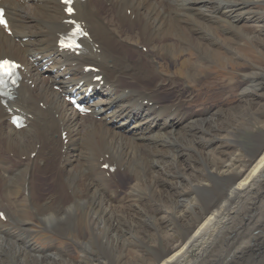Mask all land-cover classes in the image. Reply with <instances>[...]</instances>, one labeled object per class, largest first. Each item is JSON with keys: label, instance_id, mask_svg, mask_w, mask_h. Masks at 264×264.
Wrapping results in <instances>:
<instances>
[{"label": "bare ground", "instance_id": "6f19581e", "mask_svg": "<svg viewBox=\"0 0 264 264\" xmlns=\"http://www.w3.org/2000/svg\"><path fill=\"white\" fill-rule=\"evenodd\" d=\"M242 1L245 8L258 2ZM2 3L12 35L0 28V59L23 63L25 79L34 87L23 83L7 108L0 104V213L5 217L0 219V264H87L88 255L96 264H117L129 250L139 253L138 264H198L211 253L209 246L229 245L244 231H251L250 246L240 256L231 252L228 264L264 261V221L255 226V211L264 206V130L251 136L249 152L239 150L245 155L242 163L235 152L222 150L226 141L245 146L238 139L263 106L259 92H249L253 87L247 85L240 105L210 111V117L186 108L181 112L186 98L179 94L174 102L165 101L169 89L156 61L160 52L172 56L178 40L199 47L198 65L221 54L224 47L216 43L221 40L214 31L223 19L248 31L258 29L247 37L264 49L263 21L257 20L264 11L244 9L233 0H85L75 4V18L87 27L90 39L84 54L75 57L57 47L59 35L68 31L59 0ZM191 31L209 43H194L187 34ZM129 36L135 43H128ZM43 59H50V73L40 72ZM90 63L101 71L104 84L99 91L95 85L93 111L82 117L62 95L80 81L85 87L92 84L93 74L84 71ZM258 72L244 74L252 86L258 75L264 76ZM17 111L27 119L24 130L9 123V114ZM215 149L222 151L220 161ZM104 164L116 171L101 170ZM49 170L56 174V186L43 194L34 177ZM18 181L26 208L55 237L66 238L78 229L79 210L90 212L87 241H76L80 259L67 255L71 246L44 249L33 241L31 221L15 214L9 196ZM145 191L154 205L144 198ZM94 239L99 255L93 254ZM142 248L153 249L146 262Z\"/></svg>", "mask_w": 264, "mask_h": 264}, {"label": "rangeland", "instance_id": "374dc122", "mask_svg": "<svg viewBox=\"0 0 264 264\" xmlns=\"http://www.w3.org/2000/svg\"><path fill=\"white\" fill-rule=\"evenodd\" d=\"M233 1L236 4L238 3L239 6H241L244 9L258 10L257 12L264 11V0H257L258 2L256 4H253L252 7L248 6L247 8L243 6L242 0H233ZM215 6L218 8H222V6L219 5H215ZM243 11L238 10L236 13L238 14L239 12H243ZM257 20L263 21V23L259 24V26L263 27L264 29V16L262 15V17L258 18ZM221 22L222 25L219 28V30L216 29L214 31V36L217 37V39L221 40V43H219L218 41H216V43L224 47V51L221 54H217L216 56H210L209 58L211 59L208 62H203L202 64L198 65L197 59L199 56V47L195 45L182 46L179 43L180 42L179 40L177 41L178 50L177 49L174 50L172 56L165 58V54H163V52H160L159 53L160 58L157 57L156 61L159 63L161 69L160 72L164 76L163 77L164 84L168 86L165 89L167 90L169 89L168 92L166 93L165 101L172 103L175 101L176 98H178L179 94L181 99L186 98L185 100H183L184 108L182 109L180 108L181 112H183L186 108V110L191 114L203 113L205 114L206 117H210L211 115L209 114L210 111H212V113L216 111L220 112L221 110H224L226 108H233L235 106L240 105V103L243 100L242 98L243 94L244 95L246 94L245 88L247 85L253 87L248 90L249 92L251 91L252 93V91L255 90L257 91V93L259 92L258 95H260L259 97H261L259 102L263 106H261L260 111L257 110L259 113H257V111L255 112L254 114L255 118L251 117L248 119V122L244 127L245 128L244 134L241 135V137H239L238 139L239 142L242 143L244 142V144L246 143L245 146L247 145V147H245L242 144L241 147H239L237 144H234L229 141H226V143H224L227 144L226 147H222V150L225 153L235 152V154L238 157V161L242 163V161L245 160V155L241 153L249 152V149H251L253 145L252 137L254 136V134L258 132H262L264 130V76L258 75V77L260 76L258 78L259 80L257 81L259 87L258 86L256 87L257 83H255L256 85L253 84L255 87L252 86L249 82L246 81L244 76V74H251L252 72H253L252 74H254V72H258V71H259L258 73L264 75V49L262 47L256 48L255 45L250 44L247 37V34L249 32L253 33L254 31H258V29L253 28V30L248 31L247 29L244 28L243 25L239 24L238 26H235L227 19H223V21ZM187 34L193 36L192 38H194V40L196 39L194 43H199L203 45L209 43L207 41H201L199 39L200 38L199 32L194 33L193 31H191L188 32ZM169 41H167L168 44H171L172 42ZM128 43L133 44L135 43V41L132 40V38L129 36ZM136 43H141V40H138V42ZM213 43L215 44V40H213ZM258 44L261 45L260 42ZM152 47H155V45H153ZM142 48L143 47H141V49ZM142 50L143 52L144 50L146 52L147 48H143ZM233 51H240L239 54L237 55L238 57L234 56ZM225 55H227L228 58H226ZM195 65H197L196 72L193 74V76H191L192 78H189V72L190 70L193 69ZM245 70L247 73L244 72ZM172 81H175L177 85L175 86L172 83ZM133 86L134 85L132 84V87ZM175 90L178 93H176ZM251 93L248 96H251ZM173 114H178V110L174 111ZM239 150L241 153L239 152ZM213 151L215 152V158L217 160L220 161L219 159L220 157L224 158V156H220L222 155L221 154L222 151L220 150L216 151V149ZM14 160H16V158ZM49 173H46V175L36 174V176L34 177L37 180V186L38 187L41 186V189L37 188V190L39 192H42L43 194H45L46 192L53 193L56 186V182L53 179L54 177H56L55 172L53 170H49ZM52 173L54 175H52ZM15 184L12 186L9 195L11 199L15 201V206L13 207V211H16L15 214L18 215L19 217H22L27 220L29 219L31 221L30 226L35 231L33 234V238H34L33 241H35L37 245H39L44 249L45 248L50 249L51 247L53 248L59 247L60 249L65 250L67 246H71L73 247V252H69L67 255H69V257L73 258L74 260L80 259L82 255H81V251L78 248L77 242L87 241V238L84 237L86 235H89L90 232V224H89L90 212L86 209L79 210L80 221L78 222V224L80 225H78V229L75 230V232L68 233L66 238L55 237L50 232L46 231L47 229L44 227V225H42L40 221H38L35 218L33 210H31L30 208L29 209L26 208L27 204L22 201L23 189L21 183L18 181ZM143 194H144V198L149 202L150 206L154 205L153 199H150L151 193L145 191L143 192ZM262 207H260V209L258 208L259 210L255 211L257 218L255 221V226L257 227H259V225L264 221V211H263L264 206ZM237 221L238 220H233L234 224L236 223L238 224ZM244 232L246 235L251 234V231L250 232L244 231ZM245 234L241 233L236 235L237 238L235 237L233 240V241L236 240L235 243L232 241L231 244L224 245L229 247H224L223 244H216L215 248L213 247L214 245L212 247L209 246V250L211 251V253L206 254L202 258V260H199L198 264H221V263L228 264L229 256L232 255V253L237 252L238 256H240L245 250L246 246L247 247L250 246V242H249L250 235L246 237ZM174 237L175 240L180 238L178 234L174 235ZM225 248L228 250H225ZM92 250H93V254L99 255L96 239L93 240ZM152 250H153L152 248L149 249L142 248V253H144L145 255L143 261L146 262L148 258H151ZM220 257L222 258L220 259ZM139 258L140 255L137 251L129 250L127 258L121 256V258L118 259L117 264H128L127 262H129V260H130V264H134V263L136 264ZM254 260H255V264L257 263L264 264L263 258H259V260L248 258L243 264L245 263L254 264ZM85 262L87 264H92L94 262V258L88 255V258L86 259ZM94 263L96 264V262ZM9 264H16V261L13 262V260H9Z\"/></svg>", "mask_w": 264, "mask_h": 264}, {"label": "snow or ice", "instance_id": "6c2138e0", "mask_svg": "<svg viewBox=\"0 0 264 264\" xmlns=\"http://www.w3.org/2000/svg\"><path fill=\"white\" fill-rule=\"evenodd\" d=\"M65 3H69L70 4L71 3V0H65ZM68 11L69 12H72V9L69 8ZM0 24H4L5 27L7 26L6 25V21H4L3 18H2V15H0ZM0 67L4 68L5 72L8 73L9 67H10L9 66V62L8 61H4L2 64H0ZM11 67H16V66L15 65H12Z\"/></svg>", "mask_w": 264, "mask_h": 264}]
</instances>
